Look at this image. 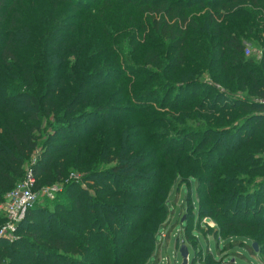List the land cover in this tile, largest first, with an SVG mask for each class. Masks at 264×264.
Masks as SVG:
<instances>
[{"label":"trees","instance_id":"trees-1","mask_svg":"<svg viewBox=\"0 0 264 264\" xmlns=\"http://www.w3.org/2000/svg\"><path fill=\"white\" fill-rule=\"evenodd\" d=\"M205 1L0 0V203L28 168L69 197L37 201L0 264H159L191 179L198 219L264 264V0Z\"/></svg>","mask_w":264,"mask_h":264},{"label":"rangeland","instance_id":"rangeland-1","mask_svg":"<svg viewBox=\"0 0 264 264\" xmlns=\"http://www.w3.org/2000/svg\"><path fill=\"white\" fill-rule=\"evenodd\" d=\"M86 1L90 2V0H86ZM205 2H208V0H206ZM205 11L206 10H204V12ZM247 44H251V43L245 41L246 48H248ZM250 48L253 50L251 54H254L256 51H258V49H260V47L258 45H252V44H251ZM246 55H247V53H246ZM39 154H40L39 151H36L34 153V156L32 158L33 162L36 160V158L38 157ZM76 173H78V172H76ZM75 176H78V178L80 179L82 177V173H78V175H73L71 177L74 178ZM261 180H264V178H262ZM92 182L93 181H91V182L90 181L89 182L83 181V184H82V186H84V188L88 189V191L91 193L94 192V190L91 188ZM58 186H59V189L57 190V192L53 196H50L48 194V191L45 190V188L38 190L39 198H38V204L36 206L37 210H48V209L54 210L57 207L58 202H63V203L68 204L69 197H67V195H65V193L62 191L63 190V184H59ZM188 194L191 195L190 197L192 198V204H193L192 210L194 212V219L191 222V225L196 226V223L198 222V218H199V216H198L199 202H198V197H197L196 181H195V179H191L189 181V183L183 184L181 187L177 186L175 189L172 190V192L170 194L169 206L173 212V214L171 215V218L173 216L175 221H177V225H175L173 230L170 232V237L167 240H165V242H162V243L159 242V240H160L159 234L161 233V231L168 229L167 225L169 222L165 223L163 225V227L160 230V233L157 235V246L155 249L156 250L155 254L159 255L161 253L160 248L163 247L162 248V255H163V257L168 258L170 260L171 264H181V262H182L181 255L179 253H177V252H179V249L181 246V244L179 243V240H177V233H178V230L180 228V225H183V228L185 231V226L190 225L189 221L192 218V215L187 214L188 209L182 210V208L186 207L185 198ZM40 213L41 212H38L36 214H40ZM123 216L126 218H129L131 220L133 219V217H131L132 215L129 213H125V214H123ZM169 225H170L169 227L171 228L170 223H169ZM27 226H28V224L25 225L24 227H27ZM204 233L210 234V235L215 234L212 230H207L206 228L200 227L198 225V229L194 228L192 230L193 237H191V235H190L189 236L190 240L187 239V241L185 242L187 244V246H189L188 248H189V254H190L191 261L194 259V263L190 261L189 264H223V262L225 260H229V259L232 260L233 256H235L234 259L236 260L237 264H258V261L256 259H258V260L261 259L260 253H257L255 251L251 252L250 250L246 249L245 247H239L241 245V243L236 241L235 238L232 239L233 242H229L230 244L226 245L224 251H219L223 246H218L216 239L211 238L210 239L211 251L215 255H217V253L219 251V253H218L219 256L214 257L212 255H207L205 257H202V254L199 250L202 249V250H204V252H206L208 250V247H209L207 237L204 235ZM19 234H20V231H17L15 235L20 236ZM187 234H188V232H187ZM222 237L226 240V238L229 236L226 235V236H222ZM230 237L232 238V236H230ZM230 237H229V239H231ZM196 240H197V242H196ZM6 242L10 243L11 241L8 240ZM158 255H156L157 257L155 258V260L157 261V263L160 264V263H162V259ZM261 261L263 263V260H261Z\"/></svg>","mask_w":264,"mask_h":264},{"label":"built area","instance_id":"built-area-1","mask_svg":"<svg viewBox=\"0 0 264 264\" xmlns=\"http://www.w3.org/2000/svg\"><path fill=\"white\" fill-rule=\"evenodd\" d=\"M248 48H246L247 55H250L252 53L251 44H247ZM78 178V176H75ZM36 185V179L34 176V173L32 169L28 168L25 178L23 181L19 182L7 195L4 202L0 203V214H2L6 218V222L3 225H0V239H6L10 241H14L19 236H16V232L18 231V227L21 222H23L27 216V213L29 210H31L37 203L39 194L38 191L35 190ZM59 184H55L50 187H46L45 190L48 191V194L50 196H53L57 190L59 189ZM187 210V206L182 208V210ZM173 216L169 220V223L171 224V228L169 227V223L167 225L168 229H165L161 231L159 234V242H165L170 237V232L173 230L174 226L177 225V221L175 225L172 226L173 223ZM198 225L200 227H204L207 230H212L213 232L217 229V223L216 221L211 217H203L201 219H198V222L196 223V226L194 228L198 229ZM185 231L183 228V225H180V228L177 233V240H179V243L181 244V241L184 240ZM207 237L209 247L206 252L204 250L200 249L199 251L202 254V257H205L207 255L214 256V253H212L210 248V239L215 238L217 241L218 246H223L219 251H224L225 247L227 245L226 240L222 237L221 234H204ZM231 238L230 242H233ZM185 241V240H184ZM248 240L242 241V244L239 247H244L247 244ZM189 247V246H188ZM162 248H160L161 253L159 254V257L162 259V263H170V260L168 258L163 257L162 255ZM218 251V253H219ZM179 253V252H177ZM217 253L216 256H219ZM180 254V253H179ZM195 258V257H194ZM235 256H233L232 260L229 259L227 261H230L231 264H237L236 260L234 259ZM177 260V259H176ZM189 263L191 261L190 254L188 256ZM258 264H263L261 260H258ZM194 262V259L191 261Z\"/></svg>","mask_w":264,"mask_h":264},{"label":"water","instance_id":"water-1","mask_svg":"<svg viewBox=\"0 0 264 264\" xmlns=\"http://www.w3.org/2000/svg\"><path fill=\"white\" fill-rule=\"evenodd\" d=\"M252 247H253L255 252H257V253L260 252L259 246H258V244L256 242L252 243ZM179 253H180L181 257H182L181 264H189V260H188L189 248H188V246H187V244L185 243L184 240L181 241V246H180V249H179Z\"/></svg>","mask_w":264,"mask_h":264},{"label":"crops","instance_id":"crops-1","mask_svg":"<svg viewBox=\"0 0 264 264\" xmlns=\"http://www.w3.org/2000/svg\"><path fill=\"white\" fill-rule=\"evenodd\" d=\"M214 256H215V254H214ZM261 260V259H260Z\"/></svg>","mask_w":264,"mask_h":264}]
</instances>
